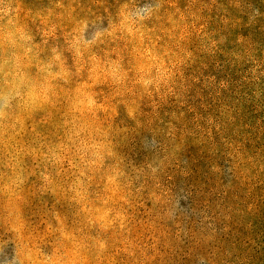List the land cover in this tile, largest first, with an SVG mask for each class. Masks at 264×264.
I'll use <instances>...</instances> for the list:
<instances>
[{
	"label": "rangeland",
	"instance_id": "rangeland-1",
	"mask_svg": "<svg viewBox=\"0 0 264 264\" xmlns=\"http://www.w3.org/2000/svg\"><path fill=\"white\" fill-rule=\"evenodd\" d=\"M16 3L30 39L13 78L38 84H22L7 134L0 115V173L14 170L33 193L17 208L19 228L44 236L46 251V233L62 236L75 264H196L209 246L264 237V94L255 78L264 56L258 64L242 41L225 39L214 7L167 0L160 16L140 20L132 14L158 0H63L54 19L44 0ZM144 68L158 81L146 95L127 111L92 115L94 93ZM4 84L0 59V93ZM66 87L70 107L60 101ZM129 115L143 128L100 137L102 120L119 131ZM7 206L0 193V222Z\"/></svg>",
	"mask_w": 264,
	"mask_h": 264
},
{
	"label": "clouds",
	"instance_id": "clouds-1",
	"mask_svg": "<svg viewBox=\"0 0 264 264\" xmlns=\"http://www.w3.org/2000/svg\"><path fill=\"white\" fill-rule=\"evenodd\" d=\"M46 5L52 9L48 16L60 19L54 15V10L62 6L63 0H44ZM98 2V0H97ZM167 0H158V3L151 5V11L145 12L143 8L139 12H134L133 17L140 20H147L148 15L160 16L166 8ZM212 6L216 9L218 22L225 25V29L220 33L225 39L230 35L234 41H242V49L254 53V58L259 64L264 56V0H212ZM18 4L16 0H0V31L3 40L0 42V59L5 72V84L0 93V115L5 122V134L8 133L10 121L17 115L22 105L17 97L21 95L22 84L32 88L38 87L35 81H22L19 77H14L18 67L17 61L23 54V41L30 39L22 34L23 25L18 21ZM170 7H175L172 3ZM175 13H173L174 15ZM30 18L26 13L24 19ZM187 35V33H185ZM218 38V37H216ZM179 41H177V44ZM249 66L252 67L251 62ZM131 71V70H130ZM264 64H260L256 69L255 78L264 82ZM251 79L252 77L249 76ZM154 72H149L147 68L139 70L135 75L129 77L126 73L110 81V91L105 96L94 93L96 99L91 103L95 106L92 115L97 111H105L115 115V109L120 106H127L135 101L133 97L146 95L149 89L148 84H157ZM65 85L68 82L65 81ZM264 94V88L261 89ZM60 101L65 106L72 103V93L66 87ZM60 101H50L57 103ZM85 110L89 101H83ZM127 119L131 121L119 131H114L108 123L107 118L100 123L106 125L100 128V137L107 139L109 135H134L143 128V121L137 124L138 117L129 115ZM145 147L153 145L151 135L142 137ZM6 168L9 165H5ZM15 171L11 173H0V193L8 199V206L5 210L2 222H0V264H75L74 260L67 258L64 252V240L62 236H55L54 232L46 233L47 236H54V247L46 251L44 244L47 243L44 236H33L25 227H18L17 208L21 210L30 203L33 193L25 192L14 179ZM47 180V177L44 178ZM25 220L27 217H24ZM196 264H264V237L249 234L245 239L234 246H228L219 252L210 246L206 253L197 256Z\"/></svg>",
	"mask_w": 264,
	"mask_h": 264
},
{
	"label": "trees",
	"instance_id": "trees-1",
	"mask_svg": "<svg viewBox=\"0 0 264 264\" xmlns=\"http://www.w3.org/2000/svg\"><path fill=\"white\" fill-rule=\"evenodd\" d=\"M208 3L210 6H212V0H204V4ZM213 7V6H212ZM262 88H264V82L260 85Z\"/></svg>",
	"mask_w": 264,
	"mask_h": 264
}]
</instances>
